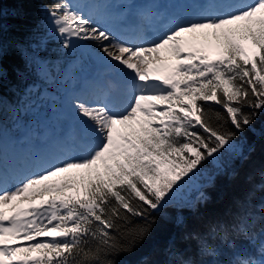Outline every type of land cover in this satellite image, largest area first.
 Wrapping results in <instances>:
<instances>
[{"label":"snow or ice","instance_id":"6c2138e0","mask_svg":"<svg viewBox=\"0 0 264 264\" xmlns=\"http://www.w3.org/2000/svg\"><path fill=\"white\" fill-rule=\"evenodd\" d=\"M185 4L197 7L145 9L133 22L115 0L45 3L44 18L64 48L73 40L94 41L93 55L122 74L95 77L66 92L62 111L72 132L59 133L37 156L39 165L6 170L0 163V264H115L109 257L143 241L153 215L205 163L234 150L238 133L264 110V0ZM15 46L23 48L19 41ZM7 52L0 25V77ZM40 69L50 78L47 68ZM17 103L13 111L19 113L26 102ZM212 104L225 113H217L216 123L209 118ZM2 108L0 96V117ZM3 135L0 118V141ZM205 198L200 192L199 200ZM239 208L232 224H210L208 237L234 229L255 241L253 229L264 216L243 202ZM181 239L196 240L200 257L220 255L203 234ZM227 246L229 258L210 264H264V240L259 259ZM164 254L162 264H209L175 238Z\"/></svg>","mask_w":264,"mask_h":264},{"label":"trees","instance_id":"16d2710c","mask_svg":"<svg viewBox=\"0 0 264 264\" xmlns=\"http://www.w3.org/2000/svg\"><path fill=\"white\" fill-rule=\"evenodd\" d=\"M50 0H0V25L8 47L3 66L6 75L0 77V96L3 97L2 122L4 133L12 138L24 136L33 142L39 140L43 117H54L64 126L63 115L57 111L68 83L66 71L76 56L81 55L77 47L64 48L62 38L50 32V25L44 18V5ZM22 42V50L15 42ZM50 72L45 79L40 66ZM30 93V94H29ZM26 102L25 109L13 111ZM217 113L224 115L219 105L209 106V118L216 123ZM230 126V125H229ZM219 162L204 164L200 176L205 181L201 192L191 204L175 201L153 215L154 223L149 235L132 248L120 252L113 259L115 264H162L166 259L164 249L169 240L175 238L181 248H187L194 259L210 262L213 259L227 260L230 249L227 245L242 247L260 258L259 245L264 237L259 236L264 221H258L253 229L257 239L249 240L234 229L225 236L222 233L208 237V226L217 222L232 224L239 205H250L257 217L264 216V189L257 186L264 183V110L258 114L251 126L238 133L235 149L222 152ZM251 195L250 200L249 194ZM180 219L182 223L178 224ZM135 223H142L139 219ZM200 233L213 246H218V257H200L196 240H182L187 233ZM227 241V244L225 243Z\"/></svg>","mask_w":264,"mask_h":264},{"label":"rangeland","instance_id":"374dc122","mask_svg":"<svg viewBox=\"0 0 264 264\" xmlns=\"http://www.w3.org/2000/svg\"><path fill=\"white\" fill-rule=\"evenodd\" d=\"M118 1L125 3V5H127V10H130L131 3L137 0H115L116 3ZM79 2H91V0H79ZM182 2L183 4H185V2L188 3V0H182ZM165 4H167V6H169L170 8L174 9L173 0H149L148 4H144V2H142L141 6L134 9L138 12L146 6V9L157 10L160 6H164ZM159 12L162 13L163 11ZM119 13L122 16H125L126 11H124L123 13L119 11ZM50 32L58 35L54 31H52L51 25ZM73 45L78 48V50L81 52V55L75 57L68 70L66 71V79L68 85L65 89L64 96L66 92L72 89L73 87H79L80 85H82L80 84V77L87 75L89 76L90 72L95 69V65H98L96 57L93 55V52L89 50V47H93L97 50L96 42L73 40ZM99 63L101 64V62ZM113 69L114 68L106 67L105 71L102 72V76L107 77L111 73L114 74L115 72ZM89 77L91 78L92 75H90ZM62 108L63 105L61 101V104L57 107V111L61 112L60 115H63L62 121L66 122L65 126L60 128V126L57 124L58 121L54 119V117H43L41 119L43 127L41 131L38 132V141L33 142L32 140H26L24 136L12 138L8 137L6 134L3 135V139L2 141H0V153H2V157H0V163H2V166L6 170H25L31 169L39 165L41 162L37 159V156L39 154L48 152L52 148V139L55 140L59 133L70 134L72 132L73 126L69 122L68 118L63 114ZM46 121L52 123L55 128L48 129L49 124L46 123ZM57 128L60 129L61 132L59 130H56ZM17 152L19 153V155H15ZM215 162H219L218 158L215 160ZM201 175L202 173L200 172L193 179V181L190 182V184L186 185L183 189L179 190L176 193V196L174 198L175 200L173 201L181 205L193 203L195 196L197 195V193L201 192V189L205 183V181L202 180V178L200 177Z\"/></svg>","mask_w":264,"mask_h":264},{"label":"bare ground","instance_id":"6f19581e","mask_svg":"<svg viewBox=\"0 0 264 264\" xmlns=\"http://www.w3.org/2000/svg\"><path fill=\"white\" fill-rule=\"evenodd\" d=\"M142 2H144L145 4H147L149 1L148 0H137V1H135V2H132L131 3V7H139L140 6V4L142 3ZM190 4H187L186 6H189ZM166 6V5H165ZM183 6V5H182ZM165 8H167V7H164V9ZM143 10H145V8L144 9H142L141 11H143ZM160 11L162 10V8L161 9H159ZM89 50H91L93 53L94 52H96L97 50L95 49V48H93V47H89ZM96 61L97 62H100L97 58H96ZM98 68H97V70H96V72L94 73V75L90 78L88 75L87 76H81L80 77V79H81V82H80V84H84L85 82H87V81H89V80H91V79H93V78H95V77H103L102 76V72L104 71V65L102 64V62H101V64H99L98 63V65H96ZM90 74H93L92 72L90 73ZM108 78H110L109 76H107ZM54 141V139H52V142ZM17 149V148H16ZM15 155H19V153L17 152Z\"/></svg>","mask_w":264,"mask_h":264}]
</instances>
